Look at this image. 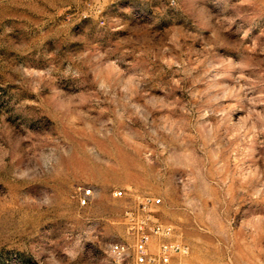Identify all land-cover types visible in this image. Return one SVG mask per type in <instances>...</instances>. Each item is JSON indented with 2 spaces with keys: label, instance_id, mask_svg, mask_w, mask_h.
Listing matches in <instances>:
<instances>
[{
  "label": "rangeland",
  "instance_id": "rangeland-1",
  "mask_svg": "<svg viewBox=\"0 0 264 264\" xmlns=\"http://www.w3.org/2000/svg\"><path fill=\"white\" fill-rule=\"evenodd\" d=\"M135 194L264 264V0H0V264H113Z\"/></svg>",
  "mask_w": 264,
  "mask_h": 264
},
{
  "label": "built area",
  "instance_id": "built-area-1",
  "mask_svg": "<svg viewBox=\"0 0 264 264\" xmlns=\"http://www.w3.org/2000/svg\"><path fill=\"white\" fill-rule=\"evenodd\" d=\"M127 190H115V198H124ZM93 188H82L79 205L88 206L94 199ZM122 223L126 239L112 243L107 253L113 264H174L175 260L190 254V246L175 240L176 229L166 224L159 215L162 199L151 195H134Z\"/></svg>",
  "mask_w": 264,
  "mask_h": 264
}]
</instances>
